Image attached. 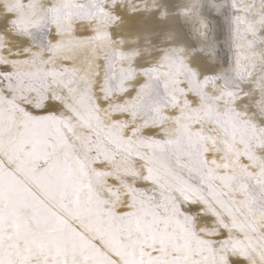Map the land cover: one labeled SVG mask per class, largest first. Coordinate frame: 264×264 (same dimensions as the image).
I'll use <instances>...</instances> for the list:
<instances>
[{"label": "snow or ice", "instance_id": "1", "mask_svg": "<svg viewBox=\"0 0 264 264\" xmlns=\"http://www.w3.org/2000/svg\"><path fill=\"white\" fill-rule=\"evenodd\" d=\"M0 264H264V0H0Z\"/></svg>", "mask_w": 264, "mask_h": 264}]
</instances>
